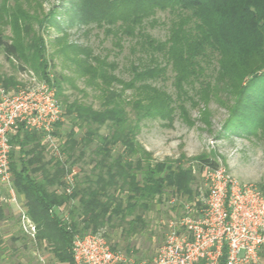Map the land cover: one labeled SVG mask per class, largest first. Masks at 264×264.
Returning <instances> with one entry per match:
<instances>
[{
    "label": "trees",
    "instance_id": "1",
    "mask_svg": "<svg viewBox=\"0 0 264 264\" xmlns=\"http://www.w3.org/2000/svg\"><path fill=\"white\" fill-rule=\"evenodd\" d=\"M64 11L63 20L54 11L39 17L19 3L10 11L2 0L0 26H8L12 37L4 41L0 30V48L9 61L20 62L21 73L57 88L58 99L61 88L49 78L41 35L54 29L62 35L56 43L64 57L100 93L98 108L77 100L60 106L63 119L55 129L67 123L71 128L59 150L46 146L54 152L48 160L42 134L22 131L11 139L12 185L36 225L34 245L48 247L59 264H74L75 236L118 228L129 238L146 227L145 214L167 190L192 194L191 168L155 161L138 142L143 120L171 125L178 117L192 126L188 110L201 105L200 121L210 126L208 107L214 102L228 114L224 133L243 132L264 141V0H68ZM160 14L167 29L164 40L148 30ZM91 26L102 29L115 46L127 44L129 80L114 74L116 62L62 42L67 28ZM168 73L172 93L159 85L169 80ZM0 83L6 89L19 85L14 76L0 77ZM53 136L61 138L58 132ZM75 165L84 167L74 173ZM200 165L217 167L204 159ZM224 261L225 250L219 264Z\"/></svg>",
    "mask_w": 264,
    "mask_h": 264
},
{
    "label": "rangeland",
    "instance_id": "2",
    "mask_svg": "<svg viewBox=\"0 0 264 264\" xmlns=\"http://www.w3.org/2000/svg\"><path fill=\"white\" fill-rule=\"evenodd\" d=\"M1 2L2 0H0V4ZM17 3L31 15L40 17L42 14L46 15L54 11L58 18L66 19L64 8L68 7V0H7L10 11L14 10ZM0 28L4 41L10 42L12 37L10 28L8 26H0ZM33 28L37 30L34 22ZM148 30L153 37L164 40L167 35L164 15H158L157 24L154 27H149ZM64 34L62 42L88 48L93 55L106 58L107 62H116L118 67L114 74L123 81L129 80L130 52L126 43L122 44L123 48L115 46L112 39L104 35L102 29L94 26L88 28L70 27L65 30ZM41 35L46 44L49 78L57 80L61 88V93L57 97L59 105L62 106L66 100L68 102L77 100L98 108L100 93L92 85H89L85 78L79 76L77 67L64 57L60 51L61 45L56 43L57 38H61L62 35L50 28L41 31ZM71 54V51L68 50V56ZM19 64L20 62L14 58L9 61L0 48V77L14 76L18 84L24 83L27 78L22 77L23 73L18 69ZM26 68L29 70L28 67ZM28 73L26 71L27 75H29ZM168 79L164 84L159 83V85L172 93L171 73H168ZM114 87L119 88L116 85ZM54 90L55 94H58V89L54 88ZM123 96L127 101L131 99L129 91ZM208 108L210 126H206L200 121L199 110L204 109L201 105L188 110L191 122L194 121L192 126L184 123L178 117H175L171 125L159 119H148L141 122L137 140L151 153L153 160L169 161L174 166L180 164L185 168H191L194 176V182L191 185L192 194L188 197L186 194L167 190L154 208L145 214L146 227L140 233L129 238L121 234V230L118 228L105 229L103 236L113 251H118L137 261L150 262L153 259L168 232L169 221L182 217L185 214V205L194 202L200 190L205 192L200 165L203 159L226 168L238 181L252 184L264 190V141L249 137L243 132L224 133L222 125L228 116L227 112L214 102H211ZM70 128L68 123L58 129L54 127L50 133V139L47 137L42 139V144L44 147L50 144L59 150ZM56 132L60 134L61 138L56 139L53 136ZM105 132V129L101 130V133ZM52 152V148H47L46 153L44 152L47 160L53 155ZM60 155L54 154L55 157ZM81 167L84 166L75 165L72 171L76 173ZM72 174L68 177H72ZM67 180L68 178L65 179V183L66 186H69L70 183ZM56 190L61 192L60 189ZM0 194L8 196L2 188H0ZM115 195L117 196V194ZM63 215H65V211L62 209L60 216ZM88 234L93 233L89 232ZM19 248L23 250V257L9 259V264L23 262L24 264H57L44 246L39 247L34 243H29L26 244V248ZM32 248L37 250L34 252L35 255H33ZM261 256L264 264V254Z\"/></svg>",
    "mask_w": 264,
    "mask_h": 264
},
{
    "label": "built area",
    "instance_id": "3",
    "mask_svg": "<svg viewBox=\"0 0 264 264\" xmlns=\"http://www.w3.org/2000/svg\"><path fill=\"white\" fill-rule=\"evenodd\" d=\"M12 89L0 83V207L14 204L20 230L33 242L36 225L21 208L9 170L11 139L19 132H37L50 139L63 119L55 90L32 73ZM205 192L185 205V214L168 223L162 245L150 262L137 261L113 251L102 233L75 236L74 264H263L264 190L238 181L222 166L202 165ZM194 169V166H192ZM194 171V170H193Z\"/></svg>",
    "mask_w": 264,
    "mask_h": 264
},
{
    "label": "crops",
    "instance_id": "4",
    "mask_svg": "<svg viewBox=\"0 0 264 264\" xmlns=\"http://www.w3.org/2000/svg\"><path fill=\"white\" fill-rule=\"evenodd\" d=\"M17 198L19 205L25 211L22 198L19 196H17ZM0 209L2 210L3 214V217L0 218V264H9V259H20L23 257V250L19 247L26 248V244H33L34 242L26 237V235L24 237V233L20 230L19 211L16 205L6 204L1 206ZM45 248L52 259H54V261L59 264L54 258L50 249L48 247ZM36 251L37 250L32 248L33 255H35L34 252ZM21 264H24V262Z\"/></svg>",
    "mask_w": 264,
    "mask_h": 264
}]
</instances>
